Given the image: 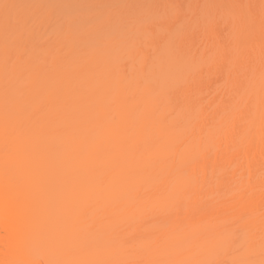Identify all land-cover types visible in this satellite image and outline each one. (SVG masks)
<instances>
[{"label": "bare ground", "instance_id": "bare-ground-1", "mask_svg": "<svg viewBox=\"0 0 264 264\" xmlns=\"http://www.w3.org/2000/svg\"><path fill=\"white\" fill-rule=\"evenodd\" d=\"M0 264H264V0H0Z\"/></svg>", "mask_w": 264, "mask_h": 264}, {"label": "snow or ice", "instance_id": "snow-or-ice-1", "mask_svg": "<svg viewBox=\"0 0 264 264\" xmlns=\"http://www.w3.org/2000/svg\"><path fill=\"white\" fill-rule=\"evenodd\" d=\"M172 43V38H169V40L164 45V48L161 50L160 54L154 57L153 63H152V69L154 70L157 66L163 67L162 61L165 53L168 51L170 45Z\"/></svg>", "mask_w": 264, "mask_h": 264}]
</instances>
